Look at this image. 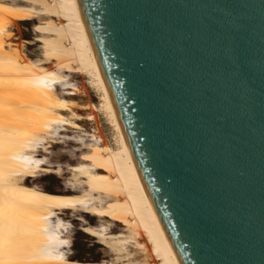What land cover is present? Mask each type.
I'll return each mask as SVG.
<instances>
[{
    "label": "water",
    "instance_id": "water-1",
    "mask_svg": "<svg viewBox=\"0 0 264 264\" xmlns=\"http://www.w3.org/2000/svg\"><path fill=\"white\" fill-rule=\"evenodd\" d=\"M180 264H264V0H77Z\"/></svg>",
    "mask_w": 264,
    "mask_h": 264
},
{
    "label": "bare ground",
    "instance_id": "bare-ground-1",
    "mask_svg": "<svg viewBox=\"0 0 264 264\" xmlns=\"http://www.w3.org/2000/svg\"><path fill=\"white\" fill-rule=\"evenodd\" d=\"M35 19L47 20L36 26L44 49L37 61L9 47L10 26ZM51 61L55 68H46ZM69 74L87 77L99 93L115 148L79 125L95 119L74 111L89 108L67 98L81 91ZM67 129L77 134L68 140L86 153L68 166L65 190L27 185L26 178L50 172L37 149L46 153L50 138ZM63 211L96 218L94 225L78 218L80 230L108 251L109 261L71 257ZM0 264H180L134 163L77 0H0Z\"/></svg>",
    "mask_w": 264,
    "mask_h": 264
},
{
    "label": "rangeland",
    "instance_id": "rangeland-1",
    "mask_svg": "<svg viewBox=\"0 0 264 264\" xmlns=\"http://www.w3.org/2000/svg\"><path fill=\"white\" fill-rule=\"evenodd\" d=\"M6 1L19 2V0ZM46 22V19H35L33 21H23L11 25L9 32L12 33V37L9 47L11 49H19L23 56L31 60L37 61L38 59H43L44 54L41 51L44 49L42 44L37 40L40 34L36 31V26L42 23L44 25ZM44 66L49 69H54L56 62L51 61ZM69 80V82L75 84L81 91L77 92V95L67 98L75 101L79 106L89 108L88 110L75 109L74 111L83 117H85L88 112H92L95 119L92 123L85 120L78 121L79 125L88 133H91V131L95 129L98 132V138L103 141L101 145L106 144L110 148H115V133L104 113L99 110V104L101 103L99 93L91 86L87 77L78 74H69ZM62 114L65 117L68 116V113L62 112ZM75 135L77 134L73 133V130L67 129L61 133L59 138L56 136L50 138L54 143H50V148L46 149V153L37 149L38 158L46 161L50 172L45 173L39 171L36 173V177L26 178L27 185H32L53 193H62L65 190V183L69 182L70 177L68 166L75 164L81 154L86 153V150H76L79 149V146L73 141L68 140L75 138ZM72 214L73 216H71ZM61 218L69 225V253L72 258L81 261H97L101 259L109 261L110 255L108 251L102 245L98 244L95 238L84 234L80 230L82 223L79 219H83L89 224L94 225L96 223L95 217L81 212L63 211ZM120 228L121 225L117 223L113 226L112 231L118 232Z\"/></svg>",
    "mask_w": 264,
    "mask_h": 264
}]
</instances>
